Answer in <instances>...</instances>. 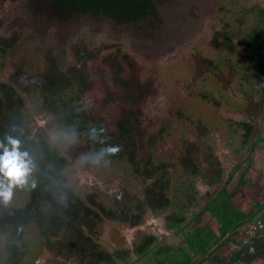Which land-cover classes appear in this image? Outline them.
<instances>
[{"label":"rangeland","instance_id":"rangeland-1","mask_svg":"<svg viewBox=\"0 0 264 264\" xmlns=\"http://www.w3.org/2000/svg\"><path fill=\"white\" fill-rule=\"evenodd\" d=\"M155 2L163 25L146 34L126 31L103 19L69 14L47 0H0V38H18L15 47L6 55H1L0 47V81L13 83L15 70L20 67L22 77L17 88L26 100V126L40 166L48 167L42 146L45 142L65 158L66 182L81 197L95 194L99 200L112 206L115 196L123 191L143 198L146 183L132 170L127 148L103 137L94 139L69 133L44 109L39 74L46 70V54L52 50L60 68L65 70L76 61L75 49L84 47L97 56L99 63L93 65V69L98 71L104 64L100 79L89 74L87 82L91 88L85 96L87 100L90 97L86 106L92 110L97 122H105L110 129L121 118V108L106 103V96L116 90V86L110 66L106 61L100 62L119 52L127 56L120 58L125 79L131 78L129 61L134 60L143 80L150 77L156 80L158 95L155 100L144 104L146 136L139 157L143 165L149 157L155 164L170 163L167 165L172 180L170 206L160 213L147 212L143 223L136 227L108 221L96 231L94 237L103 250L120 253L118 264H160V261L182 264L189 254H202V243L194 240L192 248L185 240L176 237L174 244L178 242L184 247L177 244L168 248L164 244L171 234L169 230L191 229L187 232L188 237L195 239L196 232L207 245L224 222L231 219L230 208L238 204L237 189L251 203L255 201V188L264 193V184L258 182L259 175L255 170V154L240 151L242 153L235 160L239 152L234 149L236 144L244 148L243 151L246 149L241 145L247 129L245 125L253 122L245 114L248 97L259 98L257 57L248 49V38L257 28L261 40H264V0ZM200 57L214 60L220 66L223 80L212 72L199 77L196 70ZM22 59L25 62H21ZM258 122L264 123V112ZM253 141L254 145H260L262 150L259 153L264 160V134L260 127L254 131ZM188 144L195 148L191 151L195 156L199 151L204 153L203 157L210 156L209 160L218 156L229 164L228 168L236 166L232 179L208 206L211 197L207 195L205 168L183 164L184 147ZM114 146L120 150L116 153L107 151ZM40 166L34 165L26 183L13 188L9 202H0V216L25 206ZM227 175L231 176V173ZM225 179L224 175L223 181ZM179 207L185 209L180 211ZM197 216L200 224H196L192 232ZM262 220L264 224V216ZM178 222L182 223L178 225ZM263 231L264 226L255 232V238ZM12 233L0 229V264H79L73 257H67L66 248L62 252L57 247L59 242L68 241L66 233L57 238H46L40 236L34 227L25 230L24 252L9 261L8 246ZM150 236L155 240L147 252L143 255L137 253L135 249ZM240 239L241 234H234L216 254H224L226 258L229 243ZM48 242L52 249L47 248Z\"/></svg>","mask_w":264,"mask_h":264},{"label":"trees","instance_id":"trees-1","mask_svg":"<svg viewBox=\"0 0 264 264\" xmlns=\"http://www.w3.org/2000/svg\"><path fill=\"white\" fill-rule=\"evenodd\" d=\"M43 1V0H42ZM59 10L69 14H77L92 19L110 21L126 31H142L153 33L162 27L161 14L155 0H47ZM259 29H253L248 38V49L257 57V78L260 86L258 100L248 97L247 116L255 117L264 111V41L259 36ZM17 37L0 38L1 55L14 48ZM76 61L65 70L61 69L52 50L46 54V70L39 74L42 105L54 120L62 124L69 133L86 137H103L127 148L128 162L136 175L144 177L146 183L145 197L133 196L128 192L119 193L114 204L108 205L95 195L80 197L65 179L66 160L47 143H43V152L47 156L48 167L40 166L38 156L34 152L30 130L25 121V97L18 91L21 79L20 67L15 70L13 83L0 81V145L8 144V137L20 141V151L27 152L31 161L30 167L39 165L40 171L30 188V199L22 208L11 214L0 216L1 229H13L17 239L9 245V255L19 252L16 242L23 240V228L34 224L43 235H58L62 228L71 233L73 247L79 248V258L85 264H118L120 253H110L100 248L94 239V227L103 221L113 220L119 223L138 225L144 218L148 208L154 211L169 204L168 190L171 185L170 172L163 163L155 164L149 157L143 165L139 149L146 136L145 103L155 100L158 95L156 80L152 77L142 79L140 70L134 60L129 61L131 78L123 77L124 67L120 58H126L115 52L102 60L110 66L112 80L116 90L106 96L107 104H117L121 108V118L116 120L113 129L105 123L97 122L92 110L88 109L90 101L85 94L91 88L87 79L93 73L100 79L103 65L98 71L93 69L98 62L97 56L90 50L79 47L75 49ZM25 62V60H21ZM20 62V64H21ZM220 66L212 59H197V75L203 76L212 72L223 80ZM232 68V66H231ZM226 83V82H225ZM247 132L253 128L246 125ZM193 146L184 147V162L190 161ZM3 148L0 147V152ZM201 151V150H200ZM203 152L197 153L194 164L201 163L206 171L214 172L218 166L217 158L209 161L202 159ZM203 157V156H202ZM210 157V156H209ZM198 167V165H197ZM205 171V172H206ZM159 175V177H158ZM151 181V183H148ZM85 228L89 229V234ZM153 237L144 240L135 251L143 253L151 246ZM128 254V253H127Z\"/></svg>","mask_w":264,"mask_h":264},{"label":"flooded vegetation","instance_id":"flooded-vegetation-1","mask_svg":"<svg viewBox=\"0 0 264 264\" xmlns=\"http://www.w3.org/2000/svg\"><path fill=\"white\" fill-rule=\"evenodd\" d=\"M264 41V40H263ZM256 57V56H255ZM256 69H257V73H258V65H256ZM260 87V86H259ZM264 112V111H263ZM262 112V113H263ZM262 113L261 114H259V115H255V117H257V118H255V117H252V116H248V117H250V118H252V121L253 122H251V124H250V126H252V128H253V131H252V133L250 134V133H248L247 132V129H246V131L244 132V137H243V142L241 143V145H243V146H246V149L243 151V149H242V147L241 146H239L238 144H236L235 145V150L237 151V152H239V153H237L236 155H235V160H237L238 158H239V155L242 153V152H245L247 155H249L250 154V152H252V153H254V148H255V145L253 144V133H254V126L255 125H257V127H260V124H259V122H258V120H259V118H260V116L262 115ZM245 114H246V116H247V113H246V111H245ZM255 119H256V122H255ZM254 122H255V125H254ZM258 122V123H257ZM246 126V125H245ZM255 131H256V127H255ZM249 136H250V139H249ZM250 140L249 141V143H248V141L247 140ZM247 141V142H246ZM186 143V142H185ZM189 146V144L188 145H186V147H188ZM232 150V149H231ZM192 151V150H191ZM240 151H242V152H240ZM198 153V152H197ZM184 155H186V153L184 154ZM197 155V154H196ZM216 157H218V156H215V158ZM208 158H209V156H206V155H204V157H202V159H206V161H208ZM215 158H213V160L215 159ZM218 159V161H219V166H218V168L212 173V172H207L206 171V169H205V171H206V173L208 174V175H205V177H207V179H208V184H207V187L209 188V191L210 190H214V194L215 195H212V194H210L209 193V191L207 192V195L209 196V202H208V204H207V206L209 205V203L212 201V199H215V197H218V196H220V194H221V191H222V189H223V187L226 185V184H228L229 183V181L232 179V177H233V175H234V171L236 170V166L234 165L232 168H228L229 167V164L228 165H226L225 163H224V160L223 161H221L222 159H220L219 157L217 158ZM183 160V159H182ZM194 161H195V154H193L192 152H190V161H187L186 163L183 161V164H185L186 166H187V164L188 165H193V168L195 167V166H197L198 165V167H199V169H202V167H204V165H202L201 163H196V164H194ZM222 162H223V164H222ZM163 164H164V166L166 167V169L167 170H169V172H170V168H168L167 167V165H170V163H168V164H166V163H164V162H162ZM130 164V163H129ZM161 164V163H160ZM198 167H197V169H198ZM205 168V167H204ZM228 172H230L231 173V176H229V175H227L228 174ZM192 173H194V172H192ZM226 176V179H225V181H223V178H224V175ZM138 176H140V175H138ZM158 177H159V175H158ZM142 178L144 179V177L142 176ZM170 179H171V175H170ZM172 181V180H171ZM149 182V181H148ZM171 186V185H170ZM220 186V188H218ZM146 188V187H145ZM170 188V187H169ZM123 192H128V191H123ZM145 189H144V191H143V194H144V197H145ZM129 193V192H128ZM78 194V193H77ZM79 195V194H78ZM91 195H95V194H91ZM80 196V195H79ZM89 196V195H88ZM87 196V197H88ZM96 196V195H95ZM117 196V195H116ZM115 196V197H116ZM168 196H169V190H168ZM213 196H215L214 198H213ZM81 197V196H80ZM87 197H82V198H87ZM97 197V196H96ZM143 197V198H144ZM98 198V197H97ZM99 199V198H98ZM189 199V198H188ZM170 206V200H169V204L167 205V206H165V207H160L159 209H157V210H155L154 211V209L153 208H148L147 209V211L145 212V215H144V218H143V220L138 224V225H140V224H142L143 223V221H144V219H145V216H146V214H147V212H154V213H160V212H163L165 209H167L168 207ZM207 206H205V208L207 207ZM180 208V211H183L185 208L184 207H179ZM196 208H198V207H196ZM188 209V208H187ZM204 208H202V210H203ZM202 210H201V212H202ZM13 212V211H12ZM11 212V213H12ZM200 212V213H201ZM11 213H8V214H11ZM197 214V213H196ZM199 214V213H198ZM248 216V215H247ZM246 216V218L244 217V219L242 220V221H240L237 225H235V226H233L232 225V221L235 219V218H238V217H242V215H239V214H236V213H233V215L231 216V219H229L228 221H226V222H224V226H222V229H221V231H222V233H221V236H219V237H217L216 239H217V241L216 242H218V240H220L228 231H231V230H233L234 228H236L237 226H239V225H241L244 221L245 222H249L250 221V219L253 217V216H248L247 217ZM199 218V216H197V218L195 217V222H194V225H193V229H192V232L194 231V229H195V225L196 224H200V220L198 219ZM167 220H171V219H167ZM117 222V221H113V220H105V221H103L102 223H100V224H98V226L96 225L95 227H94V229L93 230H95V233H94V235L96 234V231L102 226V225H104L106 222ZM182 223V222H181ZM181 223H179L178 222V225H180ZM228 223L230 224V225H228ZM123 224H125V223H123ZM130 225V224H129ZM138 225H130L131 227H136V226H138ZM250 225V224H249ZM249 225L246 227V228H244L242 231H240V232H243L244 233V237H249V240H248V242L250 241V238H252V237H254V233H250L249 232ZM229 226H231V228L229 227ZM31 227H34L35 228V230H37V232H39V230L36 228V226L34 225V224H31V225H29L28 227H25V228H23V234H22V239L23 240H20L19 239V241H17L16 242V245L17 246H19V252H17L16 254L17 255H20L21 256V254L24 252V250L26 249V240H25V237H26V235H25V230L26 229H28V228H31ZM1 229V228H0ZM188 229V228H187ZM1 230H3V229H1ZM8 230H11L13 233H12V236H11V243L13 242V238L15 237L16 239H17V237H18V235H17V233H14V230L13 229H4V231H8ZM85 231H86V233L87 234H89V229H87V228H85ZM170 232H171V234H169V237L168 238H166L165 239V241L167 242V243H165L164 245L165 246H168V248L171 246V249L173 248L172 246H178V245H180V246H183V244H179L178 242L176 243V244H174V242H173V240H175L176 239V237H177V239L178 238H181L182 240H185V242L187 243L186 245H188V246H190V247H192L193 248V246H194V240H197V241H201V243H202V245H201V247H200V252L202 253V254H200L199 255V253H196V252H194L193 254H189V256L187 257V259H186V262H184V263H182V264H191V262L192 261H197L199 258H201L202 256H204V255H206V253H208V250H209V248L211 247V246H213L216 242L215 241H213V242H209V243H207V245H205V243H203V241H202V237L200 238L199 237V235L196 233V232H194V237H195V239L193 238V237H188V235H187V232H191V229L190 230H184V231H181L180 232V230L178 229V230H176V231H173V230H169ZM61 233H66V236L68 237V241L66 240L65 241V243H63V242H59V245L57 246L58 248H59V250H61L62 252H63V250H65V248L68 250V254H67V257L68 258H71V257H73L74 258V260H78V263L79 264H85V262H83L80 258H79V248H77V247H73V246H71L70 245V243H71V233L69 232V230H67V229H65V228H62L61 229V231H60V233L58 234V235H43L41 232H39V234H40V236H44V237H46V238H51V237H58ZM239 233V232H238ZM237 234V233H236ZM185 235V236H184ZM233 236V235H232ZM150 237H153V239L155 240V237L154 236H150ZM150 237H148V238H150ZM231 237V236H230ZM229 237V238H230ZM192 238V239H191ZM229 238H228V240H229ZM95 240H96V238H94ZM147 239V238H146ZM145 239V240H146ZM199 239V240H198ZM170 240V241H169ZM227 240V241H228ZM97 241V240H96ZM227 241L225 242V243H227ZM244 241V246L240 249V250H242L244 247L246 248V245L248 244V242H246L245 240H243ZM154 242V241H153ZM169 242V243H168ZM184 242V241H183ZM11 243L9 244V245H11ZM49 243V246H47V248H49V249H52V247L50 246V242H48ZM98 243V242H97ZM173 243V244H172ZM225 243H223V244H225ZM99 244V243H98ZM153 244V243H152ZM151 244V245H152ZM178 244V245H177ZM222 244V245H223ZM100 246V245H99ZM221 246V245H220ZM219 246V247H220ZM184 247V246H183ZM218 247V248H219ZM100 248H101V246H100ZM149 248V247H148ZM148 248L141 254V253H139V254H141V255H143V254H145L146 252H147V250H148ZM218 248L216 249V250H214L210 255H208L205 259H203V260H200V261H198L196 264H232V262H235V261H233V258L234 257H231V259H230V257L229 256H227L226 258L223 256V257H221L220 255H218V254H216V251L218 250ZM8 249H9V246H8ZM136 250V249H135ZM170 250V249H169ZM230 250L231 249H228V254H229V252H230ZM234 250V249H233ZM243 251H245L244 249H243ZM67 252V251H66ZM137 252V251H136ZM8 253H9V250H8ZM138 253V252H137ZM13 257H15V255H13ZM213 257V258H212ZM230 259V260H229ZM9 260H10V255H9ZM224 260V261H223ZM160 264H163L161 261L159 262Z\"/></svg>","mask_w":264,"mask_h":264},{"label":"crops","instance_id":"crops-1","mask_svg":"<svg viewBox=\"0 0 264 264\" xmlns=\"http://www.w3.org/2000/svg\"><path fill=\"white\" fill-rule=\"evenodd\" d=\"M259 124H260L261 132L264 134V123L259 122ZM254 125H255V122H254ZM255 127L257 128V125L254 126V131H255ZM261 150L262 149L260 145L255 144L254 153H253L255 154V170H257L258 175H259L258 182L260 184H264V160H263V157L259 153ZM255 186H256V183H255ZM209 193L212 195H215L213 189L210 190ZM214 197L215 196H213V198ZM235 197H236V200L238 201V204L230 208L232 215L233 213H236V214L242 215V217L235 218L232 221L233 226L237 225L240 221H242L244 217L246 218L247 215L248 216L251 215L253 216L252 218H254L264 208V193H261L258 188H255V201L252 203L249 201L247 202V199L245 198L244 193L240 191V189L236 190ZM263 216L261 218H263ZM228 225L230 224L228 223ZM221 229L217 231V235H214V238L211 239L210 242H213L217 237L221 236V233H222ZM239 234H241L240 241L236 243L235 242L229 243L227 247V249H231V250L229 254L227 252L226 255L229 256L230 259L231 257H234L233 261L235 262H232V264H254V263L264 264V231L259 234L258 238H255V233H254V237L250 238L249 242H248L249 237L244 238L243 232H239ZM243 238L246 242H248V244L246 245V248L248 247L247 253H246L245 247L243 248L245 251H243V249L240 250L244 246ZM218 255H220L221 257L224 256V254H218Z\"/></svg>","mask_w":264,"mask_h":264},{"label":"clouds","instance_id":"clouds-1","mask_svg":"<svg viewBox=\"0 0 264 264\" xmlns=\"http://www.w3.org/2000/svg\"><path fill=\"white\" fill-rule=\"evenodd\" d=\"M7 145H0V202L7 203L12 199L13 188L23 185L31 172V161L27 152L20 151V141L8 137ZM120 149L117 146L107 149L110 153H116Z\"/></svg>","mask_w":264,"mask_h":264},{"label":"water","instance_id":"water-1","mask_svg":"<svg viewBox=\"0 0 264 264\" xmlns=\"http://www.w3.org/2000/svg\"><path fill=\"white\" fill-rule=\"evenodd\" d=\"M264 214V208L263 210L256 215L254 218L250 219L249 222H243L241 225L237 226L236 228H234L231 231H228L220 240H218V242H216L213 246H211L208 250V253H206V255L202 256L201 258H199L197 261H192L191 264H196L198 261L205 259L208 255H210L214 250H216L220 245H222L223 243H225L228 238L240 231H242L244 228H246L249 224L253 223L254 221H256L257 219L261 218Z\"/></svg>","mask_w":264,"mask_h":264},{"label":"built area","instance_id":"built-area-1","mask_svg":"<svg viewBox=\"0 0 264 264\" xmlns=\"http://www.w3.org/2000/svg\"><path fill=\"white\" fill-rule=\"evenodd\" d=\"M263 226V220L262 218H259L249 225V232L255 233L256 231H258V229L262 228Z\"/></svg>","mask_w":264,"mask_h":264}]
</instances>
